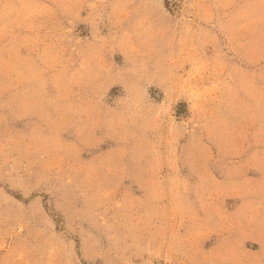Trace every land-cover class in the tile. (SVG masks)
Segmentation results:
<instances>
[{"label":"rangeland","instance_id":"374dc122","mask_svg":"<svg viewBox=\"0 0 264 264\" xmlns=\"http://www.w3.org/2000/svg\"><path fill=\"white\" fill-rule=\"evenodd\" d=\"M0 264H264V0H0Z\"/></svg>","mask_w":264,"mask_h":264}]
</instances>
